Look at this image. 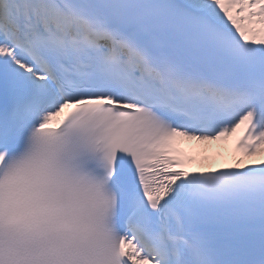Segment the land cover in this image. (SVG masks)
I'll list each match as a JSON object with an SVG mask.
<instances>
[{
  "label": "snow or ice",
  "instance_id": "snow-or-ice-1",
  "mask_svg": "<svg viewBox=\"0 0 264 264\" xmlns=\"http://www.w3.org/2000/svg\"><path fill=\"white\" fill-rule=\"evenodd\" d=\"M0 264H264V0H0Z\"/></svg>",
  "mask_w": 264,
  "mask_h": 264
},
{
  "label": "bare ground",
  "instance_id": "bare-ground-1",
  "mask_svg": "<svg viewBox=\"0 0 264 264\" xmlns=\"http://www.w3.org/2000/svg\"><path fill=\"white\" fill-rule=\"evenodd\" d=\"M196 147V150L192 151V161L198 165L203 167L211 166L212 164H218L221 162V159L224 155L228 156L229 159L234 161L238 158V153L233 151L231 148L223 149L221 146H225L223 142L215 141V142H200L195 140H189ZM221 145V146H220ZM221 147L218 155L213 153L214 147ZM216 149V148H215Z\"/></svg>",
  "mask_w": 264,
  "mask_h": 264
}]
</instances>
